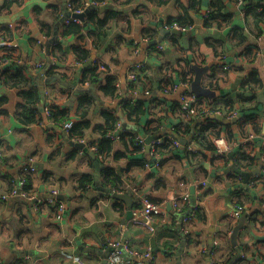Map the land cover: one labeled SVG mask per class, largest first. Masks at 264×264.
Listing matches in <instances>:
<instances>
[{"label": "clouds", "instance_id": "1", "mask_svg": "<svg viewBox=\"0 0 264 264\" xmlns=\"http://www.w3.org/2000/svg\"><path fill=\"white\" fill-rule=\"evenodd\" d=\"M182 2L187 7V0ZM260 2L264 3V0ZM34 3H40V7L46 9L41 0H26L20 8L13 5V14H5L2 19L12 22L23 15L31 21L29 10ZM58 3L59 10L54 15L46 9L39 19L54 25L65 11L84 13L95 8V20L103 19L106 11L112 10L127 17L128 22L113 16L100 29L102 35L99 39L87 36L89 29L95 30V21L87 27L81 26L79 32L62 38V50L52 56L45 55L40 44L29 47L26 37L16 36L10 42L0 40V44L22 46L10 57L0 58V69L24 65L27 77V83L15 88L0 82V95L9 97L7 103L0 105V108L8 109L6 117L0 116V139L10 147L9 151L0 149L3 153L0 168L9 173V182H0V218L7 217L6 230L0 234V264H7L13 252L17 257L22 252H30L31 255L24 257L27 264H105V257L107 264H231L237 256L245 258L244 264H264V169L260 170L261 180L255 184L245 185L239 178L229 180L225 176V171L234 163L228 157L241 150L242 144L251 142L250 147L242 150L253 159L235 164L241 172H256L259 164L264 163V20L257 21L251 16L245 20L244 10L249 0H223L225 7L220 11L231 12L233 18L227 24L218 27L213 23L209 28L202 26V18L216 9H209L208 0H203L198 9L188 10L187 15L194 23L183 28L177 23L170 26L163 23L169 15H184V9L176 7V0H167V3L159 0H81L75 7L69 6V0H58ZM234 25H239L243 31L240 38L232 40L228 33ZM162 27L165 31L177 30L184 35L178 44L164 41L159 45L163 55L155 51L145 52V45L159 37ZM142 28L155 29V32L141 35ZM188 34L196 37L199 48L194 46L192 51L187 50ZM32 35L41 43L51 38L40 31L35 22H32ZM117 35L125 37L119 46ZM77 36L85 37L86 58L78 59L70 51L71 45L78 43ZM205 37L222 40L223 45L209 47L204 43ZM129 40L133 41L131 46ZM109 46L115 51H106ZM179 47L185 51H178ZM247 48L252 49L250 54L245 53ZM93 58L101 61L97 75L81 83L79 73ZM178 58L186 60V63L177 64ZM50 62L58 65L52 73L56 77V87L43 89V103L56 104L68 111L59 119H52V113L46 107L42 120L37 117L26 122L18 113L26 115V109L39 107L41 98L38 94L33 105L16 93L21 88L35 87L37 81L43 84L49 79L43 73ZM192 63L205 68L214 63L223 65V68L209 70V75L213 71L216 75L214 79L205 80L204 87L218 98L229 96L231 107L207 101L196 108L191 107L195 101L194 97L187 95L191 78L182 82L179 73L186 71ZM132 64L135 67L130 70ZM142 65L148 68L140 73L137 69ZM237 67H242L243 71H235ZM253 71L255 78L250 79L249 73ZM106 76L114 77V91L108 95L100 90ZM162 80L169 82L164 85ZM245 80L249 82L242 86ZM61 87L70 89V95L60 96ZM87 89L94 94L93 103L86 111L77 113V97L80 90ZM181 92L185 95L182 96ZM241 97L248 99L242 102ZM125 101L130 103L125 106ZM141 101L143 105L138 107ZM173 101L179 102V108L173 110ZM18 102L25 104V108H17ZM101 108L111 112L114 118L111 127L103 133L111 137L112 149L104 155H97L103 166L113 170V176L106 183L101 178L104 192H98L94 187L96 172L90 166L85 151H78L67 158L71 152L70 143L83 144L87 153H97L101 133L93 129L97 123L104 124ZM210 116H221L230 122L231 136L227 130L219 128L203 133L204 139H201L200 129L194 128L193 124ZM253 116L255 122L251 118ZM82 120L90 121L89 125L81 128L80 134L73 135L71 129ZM241 120L245 121L243 127L239 126ZM48 125L55 127L56 135L50 143H45L43 129ZM19 128L28 129L32 135L17 133ZM122 132L128 133L123 143L120 140ZM149 138H154L151 144L146 143ZM180 140L191 142L181 144ZM166 141H170L167 148L158 147ZM117 150L125 155L115 159ZM193 152L199 154L193 158L190 155ZM257 153L260 154L259 162L255 160ZM220 155L224 160L211 162L214 156ZM133 160L145 163L142 168L133 166L129 171V163ZM162 161L165 162L163 165ZM26 163L37 166L33 168V188L28 192L19 191L29 183L28 178L17 174V169ZM45 169L54 175L47 183H41L39 177ZM85 174L92 177L86 189L72 179ZM61 176L66 182H59ZM161 177L163 183L156 186ZM234 190L244 192L245 196L235 201L231 195ZM18 191L19 204L16 199ZM42 193L62 195L66 202L57 207V201L50 200L41 209L32 202ZM129 194L138 206L132 209L113 207L114 196ZM93 197L97 202L90 207ZM149 197L155 202H150ZM194 199L202 206L201 219L193 217L195 226L185 222L181 235L191 232L192 243L181 252L179 237L161 239V234L165 228L175 229L180 224V217L194 207ZM77 207L80 211L69 222L68 216ZM52 208H56L55 213ZM254 209L260 210L255 222L248 218ZM21 216L25 217L22 225L19 223ZM223 216L228 219L222 220ZM242 221L244 227L237 234V245L233 248L231 240ZM50 224L59 225V229L48 227ZM21 227L30 229V232L17 238L16 232ZM197 232L200 233L198 238ZM44 236L47 239L41 243L40 238ZM81 248L99 254L90 255ZM109 249H113L111 255H108ZM210 249L214 250L211 255Z\"/></svg>", "mask_w": 264, "mask_h": 264}, {"label": "crops", "instance_id": "2", "mask_svg": "<svg viewBox=\"0 0 264 264\" xmlns=\"http://www.w3.org/2000/svg\"><path fill=\"white\" fill-rule=\"evenodd\" d=\"M70 1H72V0H69V2ZM25 2H26V0H0V37L7 38L9 40L15 39L16 36H20L21 38H25L26 37V41L25 42L29 45V47H31V46L36 45L35 44V41L38 39L37 37H35V36L32 35V22H35L38 25V29L40 31L49 34L51 36V38L53 37L54 27H55V24L56 23L54 25L53 24H50V23H48V21L40 20L39 17H40V15L46 9L47 10H51V13L54 15L59 10V3H58V0H41V2L45 3L46 9H42L40 7V3H34L33 4V7L29 10V16L32 18L31 21L29 20L28 17L23 16V15L19 16L15 21H12V22H7V21H4L2 19L5 14H7V15H12L13 14V11H12V6L13 5H15L17 8H20V7L23 6V4ZM191 2L193 4V1L192 0H187V7H185V4L182 2V0H176V7L184 9V13H185V12H188V10H189L188 8L191 7V5H192ZM164 3H167V0ZM196 3L198 5H196V7L194 9H198L199 7H201L202 4H203V0H196ZM249 3H250V5L254 3V7H252V6L249 7L250 5L249 6L247 5L246 9L244 10L245 20L246 21H247V17H249V16L252 17V13H256L258 15H263L264 16V3L260 2V0H249ZM223 5H224V3H223ZM208 7H209V9H211L210 8V0H208ZM224 7H225V5H224ZM90 12H93V13H95L97 15V10L95 8L92 9V10H90ZM209 12L211 13L212 11H209ZM133 14L134 15L137 14L135 10H134ZM222 14L225 15L224 18L218 17L219 19L216 18L214 20V22H216V24H217L218 27L221 26V25H224V24L229 23L232 20V18H233V14L231 12H229V13L222 12ZM87 16H88V14L84 17L83 22H81V21L78 20V22H72V23L78 24V25H81V26H84V27H87V25L89 24L87 22ZM107 16H108V21L113 16H115L118 20H123L125 22H128V18L127 17L119 16V14L114 13L112 10L106 11L104 18L107 17ZM182 16L183 15H177V16L174 17L172 15H169L163 23L164 24L165 23H168V21L176 20V19H178V18H180ZM205 16L202 18L203 19L202 26L204 28H209V27H205V21H207L206 19L208 18V17H205ZM95 18H96V16H95ZM193 23H194V21L192 22V24ZM233 28H235L236 30H233ZM233 28L228 33V38L229 39H232V40L237 39V38H240V34L242 33L243 29H241L239 25H234ZM93 31H94L93 29H89V31L87 33V36L89 38H93ZM140 32H141V35H147V34H150V33H154L155 32V29L142 28L140 30ZM183 35H184V33L178 32L176 30L165 31L163 29V27H162L160 29V35H159V37L155 41H159V44L160 45L164 41H169L170 43H172V44L175 45V44H178L179 39H181L183 37ZM63 37H64V35L62 34V24H61L59 26V28H58V41L56 43H54V44H51V45H49V43H48L51 38L44 41V47L46 48V50L47 49L49 50V55L50 56H52V55H54V53L62 50V48H63L62 38ZM172 39H174V43H173ZM124 40H125V37L123 35H117V37H116L117 46H119V44L121 42H123ZM77 41H78V43H75V44L71 45L70 51L73 52V48L74 47H77V46L83 47L85 50L88 51L87 47L84 46V44L86 43L84 36H81L80 38L77 37ZM132 42L133 41H131V40L128 41V43H129L130 46L132 45ZM151 42H154V41H151ZM204 43L206 45H208L209 47H212V48H215L216 46H222L223 45V41L222 40H217V39H214L213 37H205L204 38ZM194 46H195V48H199V41L196 40V37L194 35L188 34V49L187 50L188 51H192ZM21 47L22 46H18L17 52L20 51V48ZM106 51L111 52V51H115V49L112 48L111 46H109V48ZM144 51L150 53L152 51H155V47H148V48H146V45H145ZM178 51L183 52V51H185V49L183 47H179L178 48ZM251 51H252L251 48L245 49V53L250 54ZM245 53H242V55L245 54ZM158 54L159 55H163L164 52L162 51V52H160ZM45 55H47V54H45ZM25 59H27V57H25ZM182 62L186 63V60H183V59L178 58L177 61H176L177 64H180ZM213 65H215V63L212 64V65H209L208 66L209 67L208 71L205 72L203 74V76H202L201 83H202L203 86H204L205 80H210V79H214L215 78V75H216L215 71H213L212 74L209 75V70L216 68ZM57 66L58 65H55L56 68H57ZM133 66H135V65L134 64L130 65V68L133 67ZM55 67L53 68V66L49 64L48 67L44 69V73L43 74L46 75V76H49L50 78L47 79V80H45L43 84H40L39 81H37V85L35 87L39 91L40 98L42 96L44 97L43 89L45 87H49V88H52V89H55V87H56V77L52 75L53 71L55 70ZM105 67H106V65H105ZM193 67L202 68L200 65H197L195 63L190 64L189 67H188V69L186 71H181L179 73L182 82H184L186 80H189V78H191V82H192L193 77L195 76L194 75V72L192 71ZM83 68L81 69V72L79 73L80 82L81 83L84 82L82 80V70H83ZM147 68H148V66L147 65H144V71H146ZM235 71H243V68L242 67H237V68H235ZM21 73L27 79V77L24 75V67H23V70H22ZM251 74L252 75H255V72L254 71L253 72H250L249 75H251ZM21 82H23V81H21ZM166 82H169V81L162 80L161 81V84H164ZM245 82H246V80L242 83V86H243V84ZM102 85H104V83H102L100 86H102ZM11 87L15 88V85L14 86H11ZM184 93L185 92H181V95H183ZM19 94H20V90L16 93V95L19 96ZM59 94H60V96L70 95V89H68L67 87H61L59 89ZM85 94H92L94 96V94L91 92L90 89L80 90V95L77 97L76 104H75V111L76 112H78V108H79V99L82 96H84ZM199 99H200V101L203 104L205 103V101H207L209 104H220V103H223L225 107H231V105H232V101H231V98L229 96H223V97H219L218 98L215 93H214V97L212 99H206V98H199ZM240 99L242 100V102H245V101H247L248 98L241 97ZM8 100H9V97L8 96H6V95H0V105L7 103ZM154 100H155V97H154ZM19 105H23V103L18 102L17 105H16V107L18 108ZM40 106L43 109V112L38 110L40 112L41 119H43V113H44V110H45L46 107L48 109L54 108L55 111H58L59 112V114L56 115V119H59L61 116L65 115L67 113V111H68L67 108L60 109L58 107V105H56V104L45 105L43 103L41 105V103H40ZM177 107H179V102L178 101H173V110L175 108L177 109ZM37 109H38V107H37ZM50 111H51V109H50ZM102 111H106V110H104V109L101 108L100 109V115H101V112ZM7 114H8V109H6V108H0V116H5L6 117ZM218 117L222 118L221 116H218ZM251 118H252L253 122H255V117L253 116ZM78 122L79 121H77L76 123H78ZM88 122L90 123V121H88ZM151 122L152 121H149V123H151ZM209 122H211V124L209 125L210 128H209L208 131H210V130H216V129H219V128H224L225 130H227L229 132V135L231 136V123L230 122H227L224 119L221 122L219 120L218 121L217 120H212L211 118H209ZM244 123H245V121L244 120H241L239 122V126L240 127H243ZM202 124H204V121L197 120L195 122V124H193V127L194 128H200V125H202ZM102 125L103 124H99V123L96 124V126H102ZM16 131H17V133H26L28 136H31L32 135V133L28 129H26V128H19ZM43 133L46 134L44 136V142L45 143H50L55 138L56 129H48V128H45V129H43ZM183 141H184L183 144H187V143H190L191 142V141H185V140H183ZM250 146L251 145L249 144V145H245L243 148L240 147L241 150L237 151L234 154H231L228 157V159L233 160L234 163H233V165H232V167L230 169H227L225 171V176H226L227 179L234 180L236 178H239L244 183L243 178L240 175L236 174L234 172V169L239 170L235 166V164L237 162H243V161H249V162H251L252 161L253 158L249 155V153L242 150L245 147H250ZM69 147L71 148V152H69L67 154V158H71L76 153V151L79 150V149H75V148L71 147L70 145H69ZM0 149H3L5 151H9L10 150V147H9L8 143L5 140H3V139H0ZM115 153H120L119 157L118 158H115V159H119V158H121V157H123L125 155L123 152H121L119 150H117ZM0 154L3 155L2 152H0ZM198 154L199 153H197L196 155H192V157L195 158ZM32 155L35 156L36 153L33 152ZM13 159H15V157H13ZM217 160H224V156L223 155L214 156L212 158V161L211 162L212 163H215ZM255 160L257 162L260 161V154L259 153H257V155L255 157ZM89 162H90V166H93L95 168V166L93 165V162L91 161L90 158H89ZM153 163H155V162H153ZM163 163H165V162L162 161L161 162V165H163ZM24 166H31V168L37 167L34 164H27L26 163V164L20 166L17 169V174L18 175H19V173L21 171V168L24 167ZM133 166H138V167H141L142 168L143 167V161L142 160H133V161H130L127 170L130 171ZM104 168H105V166L103 167V169ZM107 168H109V167H107ZM102 170H100L99 173L96 175V176H98V181L97 182L95 181V184H94V187H95L96 191H98V192H101V190L98 188V186L101 187V188H103V185L101 183V178H102L101 177V171ZM201 171H203V169H201ZM95 172H96V170H95ZM0 173H3L2 175H0V182L7 183L8 182V179H9V173L5 172L2 168H0ZM241 173H243V172H241ZM245 174H249V173H245ZM33 175H34V173H31V175H30L31 176V185H30L31 189H30V191L33 188V182H32ZM53 175H54V173L51 170L45 169L44 171L41 172L40 177H39V180H40L41 183H47L49 181V178L52 177ZM250 175H251V173H250ZM83 176H88V175L85 174ZM83 176H73L72 179L78 181ZM89 177H90V181L92 182V177L91 176H89ZM261 178H262L261 177V174L258 175V176H253V177H251L249 184L250 183L251 184H255L257 181L261 180ZM180 179H183V177H181ZM219 179L220 178L217 177V180H219ZM59 182H61V183L66 182L65 181V178L63 176H61L59 178ZM162 183H163V177L159 178L156 181V186H159ZM86 186H85V189H86ZM209 191H211V189H209ZM231 195H232V198L235 201H239L242 197L245 196V193L242 192V191H240V190H234ZM49 196H50V193H42L38 197H40L41 199H46V198H49ZM59 197H61L60 202H66L64 196L59 195ZM149 201L150 202H155L154 201V198H152V197H149ZM193 201H195V203H196V200L195 199ZM96 202H97V198L96 197H93L92 200L90 201V205L89 206L90 207H94L96 205ZM17 203L18 204L21 203L20 199H17ZM43 207L44 206H42L40 208L42 209ZM113 207L114 208H121L122 209V208L126 207V205H125V203H123L121 201L114 200ZM202 210L203 209H202V206L201 205H199V208H198V210H197L196 213H194V212H192V211L189 210V212L186 213L183 217H180V224L175 228V229H180V234L177 233L175 231V229H167V228H165L163 230L162 234H161V239H163L164 237H171L173 239L179 237V239L181 241V252H182L184 247H187V246H189L192 243V235H193L190 232V233H188V235L184 236L185 239H182L180 237L181 236V233L184 231V227H185V225L182 224V220H183V218L186 215H189L191 213L194 215L193 217H196L197 219H201L200 213L202 212ZM17 211H19V209H17ZM51 211L53 213L56 212L53 208L51 209ZM79 211H80V209L78 207L77 208H74L72 210V212L68 216L69 222L73 221L74 217L77 215V213ZM259 211H260L259 209H254L253 212L250 214V216L248 218L249 219H252L253 222H255V217H256L257 213H259ZM9 215H11V213H9ZM175 219L176 218L173 217V220H175ZM221 219L222 220L228 219V217L227 216H223V217H221ZM6 220H7V217L0 218V234H2L6 230V228H5V222H6ZM24 220H25V217L21 216L19 223L22 225L24 223ZM188 224L195 226V220L192 219ZM48 227L54 228V229H57V230L59 229V225H51L50 224V225H48ZM243 227H244V225H243ZM241 230H239V232ZM209 231H213V229H209ZM28 232H30V229H26V228L21 227L16 232V237L17 238H20L21 236L27 234ZM49 235H50V233H49ZM195 235L198 238L199 235H200V233L197 232ZM46 239H47V236L41 237L40 238V242L42 243ZM100 239L103 241V237L102 236L100 237ZM64 243L67 244V241H65ZM104 243L106 244V242H104ZM197 243H199V240L198 239H197ZM258 243H260V242L258 241ZM236 245H237V239H236ZM81 251H88L90 255H98L99 254L97 252H94L91 249H87L86 250V249L81 248ZM213 251H214L213 249H210L209 254L211 255ZM21 254H24V255H21ZM21 254H20V257H17V255L15 254V252H13L11 258L8 260V261L11 260L10 264H27V261L24 259V257L31 255V253L30 252H22ZM165 255H167V253H165ZM244 260H245L244 257L237 256L236 258H234L231 261V264H244Z\"/></svg>", "mask_w": 264, "mask_h": 264}, {"label": "trees", "instance_id": "3", "mask_svg": "<svg viewBox=\"0 0 264 264\" xmlns=\"http://www.w3.org/2000/svg\"><path fill=\"white\" fill-rule=\"evenodd\" d=\"M166 0H159V2L164 3ZM193 4L191 2V7H189L188 9H194L196 7V5H198L196 3V0H192ZM81 3V0H72L69 2V4L72 7L78 6ZM250 5V3L248 4V6ZM254 7V3L251 4L249 7ZM210 8L211 9H216L215 12H211L209 13V17L206 19L207 21H205V27H210L212 25V23H216L214 22V20L218 17L220 18H224L225 15L222 14V11H220L222 8H224L223 5V0H210ZM95 16L96 14L93 12L88 13L87 16V22L91 23L93 21H95L96 24V28L93 31V37H95L96 39H99L100 36L102 35V33L100 32V29L104 27L105 24H107L108 22V16L105 17L104 19H100V20H95ZM252 18L254 20L260 21L261 19L264 20V16L263 15H258L256 13H252ZM213 21V22H212ZM193 20L191 17H189L187 15V12L184 13V15L176 20H171L168 21L167 24H172V23H177L179 24L181 27H185V26H191ZM81 28V25L78 24H74V23H69V24H63L62 23V34L64 36H67L69 34L72 33H77L79 32ZM233 30H236L235 28H233ZM78 38H80L81 36H77ZM173 43H174V39H172ZM95 46V45H93ZM73 52L76 55V57L78 59H83L86 58V56L88 55V51L85 50L83 47L77 46L73 48ZM54 68V67H53ZM56 69V67H55ZM23 70V67L20 69H17L15 74H10L8 71V75L6 74V78L5 80L2 82L5 86L11 87L14 86L17 87L20 84H24L27 83V79L23 76V74L21 73ZM98 72V67H86L83 68L82 70V80L85 81L87 79H89L90 77H95L97 75ZM250 79H254L255 75H249ZM114 80V78L112 76H106L105 77V82L104 85L100 86V90L103 91L106 95L111 94L114 91V87L112 85V81ZM23 81V82H21ZM249 81L246 80V83H248ZM39 94V91L36 87H28L26 88H21L20 89V94L19 96L22 97V99L24 101H26L28 104H35L37 101V95ZM40 96V94H39ZM93 99L94 96L92 94H85L84 96H82L79 99V108H78V112L80 113L82 111H86V109L93 103ZM125 106H127L128 103H130V101H125ZM143 102H139L138 107H142ZM18 108H25V104L23 105H19ZM179 108V107H177ZM51 109V111H50ZM48 109L51 113L52 116L50 118L52 119H56V115L59 114L58 111H55L54 108H50ZM176 109V108H175ZM27 114L25 115V113H18V115L24 116V119L26 122H31L37 119V117H40V112L38 111L37 107H33L30 110L26 109ZM101 116L104 118V124L102 126H95V128L93 129V131H98L101 133V139L98 142V147H97V153H99L100 155H104L108 152L111 151L112 149V141L107 139L106 136L103 135V133L107 130V128L111 127V123L113 121V116L111 114V112L109 111H102L101 112ZM42 120V119H41ZM211 124V122H209V118H206L204 120V124L200 125V138L204 139L203 133L207 132L209 130V125ZM89 125V122L87 120H82L79 121L78 123H75L73 128L71 129V132L73 135H77L80 134V130L81 128H85ZM128 137V133L126 132H122L120 134V140L121 142H125L126 138ZM95 142V141H94ZM162 148H167V146H164ZM80 151V150H78ZM76 151V152H78ZM120 155V153H115L114 154V158H118ZM191 155V154H190ZM196 155V154H194ZM98 161V160H97ZM99 162V161H98ZM100 163V162H99ZM144 161H143V165H144ZM101 164V163H100ZM102 165V164H101ZM104 167V166H103ZM113 176V170L110 168L105 167L102 171H101V177L103 178V181L106 183L110 177ZM29 180V183L26 184L25 186V191L28 192L30 191L31 187V177H27ZM9 182V179H8ZM78 182L80 183V186L82 188H85V186L90 183V177L89 176H83L81 177Z\"/></svg>", "mask_w": 264, "mask_h": 264}, {"label": "water", "instance_id": "4", "mask_svg": "<svg viewBox=\"0 0 264 264\" xmlns=\"http://www.w3.org/2000/svg\"><path fill=\"white\" fill-rule=\"evenodd\" d=\"M94 8H89L88 10H86L84 13L82 14H73L71 15L72 18L74 19H77L81 22H83V19L84 17L90 12V10H92ZM69 16V13L66 11L65 14H64V17H62L59 22H57L55 24V27H54V32H53V37L49 40V45L51 44H54L58 41V28L59 26L63 23V20ZM157 44H159V41H154V42H151L149 44L146 45V48L148 47H155ZM48 50V49H47ZM49 52V50L47 51V53ZM209 69V67H202V68H197V67H193L192 71L194 72V77H193V80L190 84V90H191V93L197 97V98H206V99H212L214 97V93L211 92L209 89L205 88L201 81H202V76L205 72H207ZM43 104V96L41 97V105ZM38 110L39 111H42L43 112V109L42 107H38ZM212 120H219V121H223V118H220L218 116H212L210 117ZM46 128L48 129H55V127L53 125H48ZM154 138H149L146 143L147 144H150L151 141L153 140ZM180 142L183 144L184 141L183 140H180ZM70 146L75 148V149H79L80 151L83 150L86 152V154L88 155V157L91 159V161L93 162V165L95 166V170H96V175L99 173L100 170L103 169V165H101L95 155L93 153H87V150L85 149L84 145L83 144H76V145H72L70 143ZM150 150V149H149ZM259 171H260V165H259V168L257 169L256 172H253L250 174H245V173H241L239 170H236L234 169V172L238 175H240L243 180H244V183L245 185L249 184L250 182V179L251 177L253 176H257L259 174ZM96 182L98 181V176H96ZM98 188L101 190V192H104L105 189L104 188H101L98 186ZM57 199L60 201L61 197L57 196ZM113 200H116V201H121L123 203H125L126 207L128 209H132L133 208V199L131 197V195L129 194L128 196H114L113 197ZM128 219L130 220L131 219V213H129V217ZM243 228V221L241 222V226L240 228H238L236 230V232H234L233 234V237H232V240H231V245L235 248L236 247V239H237V234L239 232V230H241ZM175 231L177 233L180 234V229H175ZM182 239H185L184 238V235H181L180 236ZM113 251V249H109L108 251V255H111V252ZM21 255H24V254H21ZM11 260L10 261H7V264H10ZM105 264H107V257H105Z\"/></svg>", "mask_w": 264, "mask_h": 264}, {"label": "built area", "instance_id": "5", "mask_svg": "<svg viewBox=\"0 0 264 264\" xmlns=\"http://www.w3.org/2000/svg\"><path fill=\"white\" fill-rule=\"evenodd\" d=\"M69 6L72 7L70 4H69ZM68 13H69V16H67V17L63 20V24H66V25L69 24V23H71V22H78V20L72 18L71 15H73V14H82V13H72V12H68ZM209 13H210V12H208V13L206 14L205 17H209ZM63 17H64V16H63ZM172 24H173V23H172ZM164 25H166V26H170L171 24L169 25V24L165 23ZM181 28H183V27H181ZM163 29H164V27H163ZM176 31H177V30H176ZM178 32H181V31H178ZM0 40H8L9 42L11 41V40H9V39H7V38H2V37H0ZM35 44H40V46L45 50V54L49 55V52L47 53V50H46V48L44 47V42L41 43V42L37 39V40L35 41ZM132 44H133V42H132ZM159 45H160V44H157V46H155V52H157V53L162 52V50L159 48ZM17 49H18V46H17V45H12L11 43L0 44V54H2V56H0V58L10 57L12 54L17 53ZM49 56H50V55H49ZM100 63H101V62H100L98 59L93 58L92 61H90L89 63H87V64L84 65V68L89 67V66H92V67H96V66H97V67H99ZM49 64L52 65L53 67H55V65L52 64L51 62H50ZM215 65H216V64H215ZM215 65H213V66L216 67V68H223V65H216V66H215ZM213 66H212V67H213ZM22 67H24V65H20V66L15 67V68H12L11 66H9V67H6V68H3V69H0V82H3V81L5 80V78H6V74L8 75V72H9L10 74H15L16 71H17V69H20V68H22ZM134 67H135V66L131 67L130 70H131L132 68H134ZM212 67H211V68H212ZM216 68H215V69H216ZM7 71H8V72H7ZM137 71H139L140 73H143V71H144V65H142L139 69H137ZM137 79H139V77H137ZM166 83H168V82H166ZM166 83H164V85H166ZM183 95H185V93H184ZM183 95H182V96H183ZM187 95L192 96V97L195 98V101H194V103L191 105V107L196 108V107H198L199 105H203V103L200 101V99L197 98V97H195V96L191 93V91H187ZM174 110H175V109H174ZM44 111H45V110H44ZM210 117H212V116H210ZM210 117H207V118H210ZM204 120H205V119H204ZM204 120H200V121H204ZM106 138L112 141L111 137H106ZM152 142H153V140L151 141V143H152ZM151 143H150V144H151ZM168 143H170V141H166L164 144H162V145H158V147L162 148V147H164V146H168ZM180 143H181V142H180ZM181 144H182V143H181ZM250 145H251V142H250ZM244 146H245V145L242 144L240 147L243 148ZM149 151H151V149H150ZM190 154H191V155H194V154H197V153H196V152H193V153H190ZM94 155H95V157H96V159H97V155H100V154H99V153H96V154H94ZM0 156H2V155L0 154ZM261 169H264V163H261V164H260V170H261ZM31 173H33V168H31V166H24V167L21 168V171H20L19 175H22V176H25V177H31V176H30ZM260 174H261V172L259 171V174H258V175H260ZM258 175H257V176H258ZM25 186H26V185L22 186V188H21L19 191H24V192H26L25 189H24ZM19 191L17 192V197H16V199H20ZM178 199H179V198H178ZM50 200H56V201H57V207L59 206L60 203H62V202H60V201L57 199V196H53L51 193H50L49 198L41 199L40 197H38L37 200H34V201H33V203H34V205H38V207L40 208V207L45 206L46 204H48V202H49ZM38 202H42V203H38ZM193 204H194V207H193L192 209H190V211L196 213L197 210H198V208H199V205L196 204L195 201H193ZM136 206H138V205H136L135 203H133V208L136 207ZM53 209L56 211V208H53ZM193 216H194V215H193L192 213L189 214V215H186V216L183 218V220H182V224L185 225V222H187V224H188V223L193 219ZM161 217H162V214H161Z\"/></svg>", "mask_w": 264, "mask_h": 264}]
</instances>
